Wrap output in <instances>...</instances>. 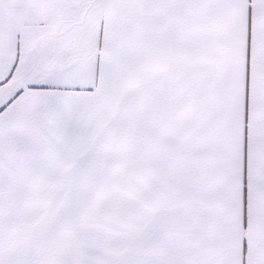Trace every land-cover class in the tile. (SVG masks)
Wrapping results in <instances>:
<instances>
[{"label": "snow or ice", "instance_id": "snow-or-ice-1", "mask_svg": "<svg viewBox=\"0 0 264 264\" xmlns=\"http://www.w3.org/2000/svg\"><path fill=\"white\" fill-rule=\"evenodd\" d=\"M0 264H264V0H0Z\"/></svg>", "mask_w": 264, "mask_h": 264}]
</instances>
